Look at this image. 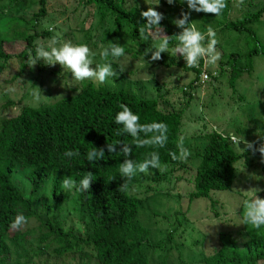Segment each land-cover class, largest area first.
Instances as JSON below:
<instances>
[{
  "label": "rangeland",
  "instance_id": "1",
  "mask_svg": "<svg viewBox=\"0 0 264 264\" xmlns=\"http://www.w3.org/2000/svg\"><path fill=\"white\" fill-rule=\"evenodd\" d=\"M228 1L231 8L229 14L227 10H223L220 16L195 11L190 14V22L193 21L202 32L209 25L215 29L219 40L216 48L222 53L215 67L206 66L201 60L196 67L201 70L196 79L192 71L164 65L170 58L173 62H185L180 54L175 53V47L169 46L168 52L161 54V61H152L151 52L148 55L146 52L154 50L159 39L149 37L145 40L139 34L136 43L130 42L127 27L115 32L112 18H99L87 0H45V16L33 23L27 20L37 10L38 0L0 1V31L9 28L7 38L10 39L3 44L9 54L19 52L24 46L21 37L16 35L14 39L11 38L13 31L27 34L35 31L39 35L33 43L36 46L37 42L43 43L46 48L54 37L60 42L87 44L96 53L93 68L105 62L99 56L100 45L107 46L112 41L125 48L124 57L118 60L109 57L113 69L119 74L104 83L92 79L76 81L59 64L50 66L37 61L32 66L33 57L29 55L25 57L29 66L22 73L18 70L22 59L9 61L4 69L2 64L0 118L15 115L24 105L35 108L71 96L86 84L96 87L103 85L107 89L123 88L140 98L161 99L160 106L180 112L177 144L183 141V146L190 151L189 157L184 162L178 160L170 165H161L159 170L149 169V174L137 173L135 176L140 181L128 190L139 200L138 218L149 232L148 241H166L158 247H143L150 264H204L205 256L217 245L220 231L229 234L240 244L246 238L242 227L245 225L242 224L244 201L255 196L262 198L264 157L261 154L259 158L248 155L246 144L254 142L256 149L264 144V13L252 25L263 48L250 58V68L231 75L230 52L240 54L237 64L241 67L247 61L241 56L246 52L242 37L235 36V39L221 32L228 19L239 15L235 11L238 0ZM157 3V0H123L124 7L134 6L144 11L150 6L154 7L163 13L165 18L161 22L173 36L178 34L181 29L176 27L174 21L180 18L182 11H189L187 4L183 0H175L173 5L166 8L162 2L158 6ZM258 3L256 8L262 5L263 0H258ZM13 18L18 21H13ZM41 32L46 33L41 35ZM204 43L206 45L207 40ZM56 46L59 47V44ZM140 48L144 51L143 55L136 54ZM121 68L124 69L122 72ZM36 92H40L39 99L34 96ZM212 132L224 136L234 152L242 157L234 164L230 189L210 191L208 199H193L190 194L194 191V169L203 152L206 136ZM26 173L16 172L13 181L28 190ZM162 174L163 181L154 183L153 179ZM47 192L45 189L36 195L33 202L35 213L28 219V224L18 231L24 234V248L29 258L26 264H97L95 254L89 248L58 254L55 243L36 240L37 232L33 229H36L39 221L51 215L65 231L74 235H82L88 223L85 215L79 216L78 202L72 191L57 209L50 207ZM15 259L24 261V257L12 254L11 260Z\"/></svg>",
  "mask_w": 264,
  "mask_h": 264
},
{
  "label": "trees",
  "instance_id": "2",
  "mask_svg": "<svg viewBox=\"0 0 264 264\" xmlns=\"http://www.w3.org/2000/svg\"><path fill=\"white\" fill-rule=\"evenodd\" d=\"M87 1L93 5L99 18L105 16L112 18L115 32L127 27L130 42L136 43L140 29L146 23V19L141 17L144 10L134 6L124 7L123 0ZM244 1L245 5L235 8V11L239 12L238 17L228 19L221 28L222 33L233 38L242 37L244 41L246 52L241 56L247 63L241 67L237 64L240 54L230 52L231 75L250 68V58L263 48L252 25L263 16L264 0L259 8H256L258 0ZM159 2L166 8L170 6L166 0ZM226 2L228 6L224 10L228 12L231 8L229 1ZM38 3L37 10L27 20L30 23L36 22L46 14L45 0H38ZM13 21L16 22L18 19L13 18ZM161 25L166 35H173L166 25L162 22ZM7 31L9 28H2L0 31V68L2 64V69L6 68L9 61L22 59L18 69L19 73H22L29 66L25 57L27 55L35 57L36 45L33 41L39 34L35 31L30 34L13 31L11 38L14 39L16 35L21 37L24 46L19 52L9 54L3 45L10 39L7 38ZM177 43L173 36L169 46L175 47ZM138 53L143 55V49L137 50L136 54ZM164 65L192 71L195 79L201 71L196 67H188L185 62H173L172 58ZM160 101L161 99L140 98L123 88L107 89L103 85L96 87L86 84L71 96L35 108L24 105L15 115L0 118V264L28 262L24 234H19V230H12L9 225L20 213L28 219L31 218L35 213L33 202L36 195L45 189L51 200L50 207L54 209L66 201L72 191L78 202V214L80 217L85 215L88 223L84 226L82 235H74L65 231L55 220L54 215H51L46 220L39 221L36 229H33L37 232V241L55 243V251L58 254L89 248L93 250L97 264H150L143 247L145 245L158 247L164 245L166 241L165 239L155 243L148 241L149 232L138 218L139 200L128 192L131 186L140 180L136 176L131 179L123 177L119 168L125 159L139 163L148 158L153 151L159 153L161 165L178 162L172 159L170 153L179 155L177 141L180 134V112L167 110L159 105ZM121 103L139 115L141 124H150L154 121L167 124L166 145L136 147L129 134L117 135V130L123 127L115 123L116 114L122 110L119 107ZM151 135L153 133L148 134ZM140 136L148 138L144 133H140ZM120 143L132 146L130 157H125L119 151ZM107 144L117 145V151L107 152ZM93 147H104L105 155L102 160L98 159L95 162L87 160V153ZM66 151H78L80 155L69 158L64 155ZM247 154H253L254 158H259L260 155L259 151L254 153L251 149ZM241 157L240 153L234 152L224 136L217 132L208 134L203 152L194 169V191L190 198L208 199L210 191L230 189L234 178V164ZM19 171L27 172L25 178L29 184L28 190L22 189L13 181V175ZM89 171L93 173V182L88 191L62 187V180L66 177L75 180L78 186ZM161 181L163 174L153 179L154 183ZM125 183L128 187L121 190V185ZM260 192L264 199V185ZM242 227L246 238L240 244L229 234L218 232L217 245L205 256L204 264L264 263V227L260 229L250 225ZM12 254L24 257V261L11 260Z\"/></svg>",
  "mask_w": 264,
  "mask_h": 264
},
{
  "label": "clouds",
  "instance_id": "3",
  "mask_svg": "<svg viewBox=\"0 0 264 264\" xmlns=\"http://www.w3.org/2000/svg\"><path fill=\"white\" fill-rule=\"evenodd\" d=\"M169 5H173L175 0H166ZM187 4V12H181L180 18L174 21L177 28L181 29L178 34H174L175 39L178 41L174 48L176 54H180L190 68L198 67L200 61L203 60L206 66H217V62L221 59L222 53L217 50L216 45L219 43L217 39V33L215 29L209 25L206 31L199 30L193 21L190 22V14L192 11L197 13H209L215 16H220L223 10L227 8L226 0H183ZM244 0H238L236 6L243 5ZM159 5L158 3L156 4ZM141 17L146 19L144 27L140 29L141 36L147 40L152 37L154 40L159 39V43L154 45V50L146 52L148 55L151 52V60L158 61L162 58L161 54L168 52L169 42L172 36L165 34V29L161 25V21L165 18L163 13L157 11L154 7H148L146 11L141 12ZM205 40L207 44L205 45ZM59 44V47L56 45ZM101 51L99 56L101 60L105 61L103 64H97L95 68L91 67L94 64V57L96 53L87 44H73L71 41L60 42L57 38H53L49 45L46 46L43 43L37 42L35 48V57L32 59V66L37 61H43L45 64L54 66L59 64L63 69H67L72 78L76 81H84L86 79L96 80L100 83H104L108 78L116 77L119 73L112 67L109 57L113 60H118L125 56V48L118 42L109 41L107 46L100 45ZM124 69L121 68V72ZM11 91V89H10ZM41 91V90H40ZM34 96L39 99L40 92L34 93ZM121 111L115 116V123L122 125V129H118L116 134L122 135L124 133L129 134L133 138V143L136 147L144 146H159L164 147L167 143L168 126L164 122H152L150 124H141L138 114H134L130 107L121 103L119 105ZM140 133H144L145 137L141 138ZM149 133L153 135L148 136ZM179 147V155L176 153H170L173 160H180L184 162L190 155L189 149L183 146L181 140ZM248 149H251L254 153L259 151L262 157H264V144L260 145L258 149L254 148V142L246 144ZM107 152L114 153L117 151V145L107 144ZM119 151L125 156L130 157L132 152V146L126 143L119 144ZM66 157L72 158L79 156L78 151H66L64 153ZM105 155L104 147H93L91 151L87 153V160L89 162H95L96 160H102ZM149 169H161V161L159 153L153 151L149 154L148 158H145L142 162H135L132 159H125L120 164V174L123 177L131 179L137 173L149 174ZM93 182V173L89 171L87 175L80 180L79 185L75 180L70 177H66L62 180V187L64 189H73L77 191H88ZM128 187L127 183L121 185V190ZM260 191V189H256ZM28 224V218L22 213L17 214L9 227L12 230H20ZM242 224L250 225L255 229L264 227V199L255 196L251 200L244 201V213L242 216Z\"/></svg>",
  "mask_w": 264,
  "mask_h": 264
},
{
  "label": "built area",
  "instance_id": "4",
  "mask_svg": "<svg viewBox=\"0 0 264 264\" xmlns=\"http://www.w3.org/2000/svg\"><path fill=\"white\" fill-rule=\"evenodd\" d=\"M206 76V75H205Z\"/></svg>",
  "mask_w": 264,
  "mask_h": 264
}]
</instances>
